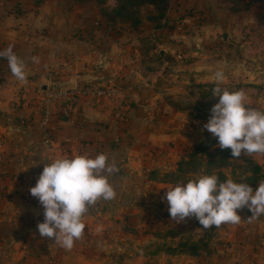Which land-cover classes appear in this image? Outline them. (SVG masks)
<instances>
[{"label": "crops", "instance_id": "obj_1", "mask_svg": "<svg viewBox=\"0 0 264 264\" xmlns=\"http://www.w3.org/2000/svg\"><path fill=\"white\" fill-rule=\"evenodd\" d=\"M170 5L160 29L146 22L137 30L129 26L113 30L99 26L95 12L70 7L64 0H0V51L11 45L27 73L26 82L18 81L8 60L0 57V264H18L27 242L28 260L41 264H204L202 257L186 252L170 262L164 252L151 259L144 256L160 243L175 249L180 241H198L206 231L195 217L181 223L170 217L162 197L166 187L183 181L154 178L174 171L183 149L205 140L208 130L187 127L186 110L165 101L155 85L164 68L146 73L141 45L143 37L158 36L154 52L187 51L197 57L191 65L194 77L215 79L212 70L209 76L201 74L204 66L214 69L218 64L209 60L207 66L205 57L211 52L206 47L216 46V37L224 33L228 37L224 47L235 49L237 43L245 47L241 33L257 23L264 46V0H244L235 12L229 9V0H171ZM195 8L204 20L195 21ZM204 27H211L210 34L191 39L185 35ZM48 74H53L52 80ZM70 83L89 91L70 101V115L64 117L63 103L45 104L41 88L48 91ZM95 90L111 95L97 96ZM159 146L166 153L156 151ZM85 153L93 157L105 153L116 164L118 171L108 177L116 197L88 206L83 235L67 249L40 236L37 225L44 220V209L30 188L44 163ZM245 157L246 164L253 161L264 169V155ZM251 215L245 207V216H240L244 235L231 223L228 236H223L227 230L220 233L224 240L243 242L238 247L243 249L217 247L209 264H264V215ZM172 228L177 234L165 233Z\"/></svg>", "mask_w": 264, "mask_h": 264}, {"label": "rangeland", "instance_id": "obj_2", "mask_svg": "<svg viewBox=\"0 0 264 264\" xmlns=\"http://www.w3.org/2000/svg\"><path fill=\"white\" fill-rule=\"evenodd\" d=\"M229 1L232 4L229 6L231 11L233 10L235 12L242 9L241 5L244 0ZM64 2L67 5H70V7L78 6L79 8H87L89 11L95 12L94 18H98L96 21L99 23V26L103 25L106 28L107 25L113 30L116 28H122V26H129L130 28L137 30L138 27L146 22H151L152 24H155V29H160L162 28V20L166 18V10L169 11L172 9L170 5L171 0H167V3L162 8L147 4L144 0H104L101 3L96 0H64ZM195 10L197 17L195 21L198 22L204 20L205 16L202 14V11L196 8ZM163 12L164 18L160 19L159 14ZM190 16H193V14H190ZM132 22H134V26H132ZM210 25L212 24L210 23ZM186 28H188V26ZM198 29L199 30L196 31L190 29L185 35L188 36V39H191L192 37H195V35L201 36V33L210 34L211 27H204L202 30L201 28ZM241 34L245 36V42L248 43L245 47H242L240 43H237L235 49L234 47H224L228 41V37L225 33L222 34L221 37H216V40L218 41L216 46L212 47L211 45L210 48L206 47L207 50L209 49L211 52L206 54L207 57H205V60L208 59L207 66H209V60H213L214 62L217 61L218 64L215 65L216 67L214 66V69H209L210 67L207 69V67L204 66L205 71L201 74L203 76H209L210 70L214 73L220 71L223 73L224 77L221 82H218L216 79L208 80L204 77L196 79L194 77L195 74L193 73L195 71L192 70L193 66L191 65L194 61H197V57L189 55L187 51L180 54H169L164 53L163 51L154 52L159 43V37H143L141 48L143 49V57H145L143 58V64L145 65L144 71L146 73L149 71L155 72L161 70L162 67L164 68L163 76L159 77V80L155 85L165 94L163 95L165 101L171 103L176 109L186 110L184 113H186L187 127H199L205 131L207 130L204 128V124L208 122L211 115V109L219 100V97H213V89L217 86L222 90H244L247 95V106L264 111V46L261 44L263 32L257 23L246 26L245 31ZM224 35L226 36L225 39ZM179 55L180 57H178ZM199 72L201 71H197V73ZM43 92L46 93L47 90ZM45 93H42L43 96L46 95ZM75 97L78 98L79 95H75ZM205 136V140L201 143L195 146H187L183 149V153L179 155V159L176 161L175 170L172 172H177L179 165L178 162L180 160H185L183 162L188 163V156L196 149L195 161L196 163H200L201 168L197 173L189 174V179L193 178L194 174L203 172L207 175H217L219 182H224L229 179L230 176H233L234 182L247 183L251 187H255L261 181H264V169H261V166L255 164L260 170L258 173H253L254 170L252 171V167L254 163L253 161H249L248 164H246L245 161L248 159L245 157V154L242 153L240 157H233L231 149L222 150L217 146L218 139L209 131L205 133ZM155 150H158L159 153L163 154L166 153L167 149L163 146H159L156 147ZM248 171H250V175L245 177V173ZM237 213L240 216H245V207L243 209H238ZM233 227L234 229L238 227L237 231L240 228L239 232L244 231L241 232V235H244L245 225L237 223L234 224ZM223 230H227L223 235L226 237L228 236V231H233V228L231 229L230 223L222 224L219 227L213 226L206 229L202 238L198 241L186 240L178 242L176 248H180V250L176 248L172 249L171 246H169V249L164 248L165 244L160 243V245H157L151 252L144 254V256L148 255L151 259L155 258L159 253L164 252L168 257V262H170V259L173 258L174 255L186 252L185 254L197 259L202 257L201 262L209 264L208 258L213 256L215 252L217 253V247L236 249V251L243 249H238V247L243 246V242H231L230 240L222 239L220 233ZM165 233L168 235H175L177 234V231L172 228L168 229ZM201 242H203V246H198L195 250L191 248L193 245H200ZM22 248L24 255L18 264H41L40 261L36 263V261H34L35 259H31L32 261L28 260V242L24 243ZM218 257H222L221 251H219ZM144 263L150 264L151 262L146 261Z\"/></svg>", "mask_w": 264, "mask_h": 264}, {"label": "clouds", "instance_id": "obj_3", "mask_svg": "<svg viewBox=\"0 0 264 264\" xmlns=\"http://www.w3.org/2000/svg\"><path fill=\"white\" fill-rule=\"evenodd\" d=\"M0 57L8 60L18 81L26 82L25 62L13 52L11 45L0 51ZM215 79L221 82L223 73L217 71ZM213 97L219 100L212 107L204 128L218 139L217 146L222 150L231 149L233 157H240L242 153L264 155V111L247 106L244 90H222L217 86ZM117 171L116 164L105 153L94 157L87 153L61 155L44 163L36 185L30 188L31 195L44 209V220L37 225L40 236L71 249L82 235L88 206L101 198L116 197L108 177ZM166 189L162 199L167 200L170 217L176 223L195 217L204 229L236 224L241 220L237 210L244 207L252 212L249 218L264 215V181L254 191L247 183L232 179L219 182L217 175L201 172L187 182Z\"/></svg>", "mask_w": 264, "mask_h": 264}, {"label": "trees", "instance_id": "obj_4", "mask_svg": "<svg viewBox=\"0 0 264 264\" xmlns=\"http://www.w3.org/2000/svg\"><path fill=\"white\" fill-rule=\"evenodd\" d=\"M96 1L101 3L104 0H96ZM144 1H146L145 3H147V4L158 6L159 8H162L167 3V0H144ZM159 15H160V17H159L160 19L164 18V12L159 14ZM133 23L134 22H132V24ZM132 24H130V25H132ZM153 25H155V24H153ZM132 26H134V24ZM136 28H137V26H136ZM195 150H193V153L191 152L192 154H190L188 156V158H189L188 163L183 162L185 160H180L178 162L179 165H178L177 172H168L164 175H159V176H158L157 172H154V175L158 176V178H154V179H158L161 182H177V181L187 182V180L189 179L188 175L191 173H197L199 171V169L201 168L200 163H196V161H195L196 160V155H195L196 151ZM186 160H188V159H186ZM256 168H257V165L253 164V167H252V171L254 170L253 173L259 172L260 169L257 168V170H256ZM202 244H203V242H201L200 245H197V246L193 245L191 248L195 250L198 246H203Z\"/></svg>", "mask_w": 264, "mask_h": 264}, {"label": "built area", "instance_id": "obj_5", "mask_svg": "<svg viewBox=\"0 0 264 264\" xmlns=\"http://www.w3.org/2000/svg\"><path fill=\"white\" fill-rule=\"evenodd\" d=\"M52 80L51 75L53 74H48ZM89 91V89H81L78 90L76 87L73 89H63V88H56V89H51L49 91H47L43 98V102L45 104H60L63 103V108L61 109V114L64 117H69V110H70V101H72V99L75 97V95H79L80 94H87V92ZM94 94H96L97 96L100 95H111L110 92H105L103 90H95L93 91ZM48 113H46V115L44 116V120H43V124H45L47 122V118H48ZM48 136H44V142L47 143L48 142Z\"/></svg>", "mask_w": 264, "mask_h": 264}, {"label": "water", "instance_id": "obj_6", "mask_svg": "<svg viewBox=\"0 0 264 264\" xmlns=\"http://www.w3.org/2000/svg\"><path fill=\"white\" fill-rule=\"evenodd\" d=\"M225 37L226 36L224 35V39H225ZM101 66L103 67L104 65H101ZM73 86H74V84L70 83V84H65L64 86H62V88L63 89H69V88H73ZM42 90L45 91L46 90V86H43Z\"/></svg>", "mask_w": 264, "mask_h": 264}]
</instances>
